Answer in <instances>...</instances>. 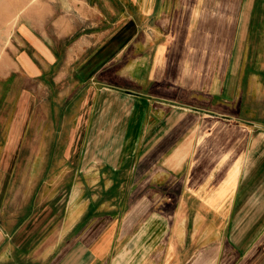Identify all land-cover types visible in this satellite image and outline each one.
Returning <instances> with one entry per match:
<instances>
[{"label":"crops","instance_id":"obj_1","mask_svg":"<svg viewBox=\"0 0 264 264\" xmlns=\"http://www.w3.org/2000/svg\"><path fill=\"white\" fill-rule=\"evenodd\" d=\"M13 32L0 264H264V0H36Z\"/></svg>","mask_w":264,"mask_h":264},{"label":"rangeland","instance_id":"obj_2","mask_svg":"<svg viewBox=\"0 0 264 264\" xmlns=\"http://www.w3.org/2000/svg\"><path fill=\"white\" fill-rule=\"evenodd\" d=\"M36 0H0V75L4 70L5 65H7V59L14 57V46H13V34L16 24L18 22L19 16L33 4ZM15 58V57H14ZM23 83L26 86L33 84L23 80ZM35 123V122H34ZM37 131L34 125V128L30 131L32 139L30 141H35L37 138ZM29 150V157L32 155L33 149H37L35 145H27ZM30 160V159H28ZM22 161L18 164L17 176L15 179L12 178L13 185L16 187H23L28 183H33L38 181L37 174L39 172L38 163L34 165L31 161ZM35 166V167H34ZM35 171L36 175L31 177L32 172ZM102 191V186L98 185L97 196L100 197ZM165 206V205H164Z\"/></svg>","mask_w":264,"mask_h":264}]
</instances>
